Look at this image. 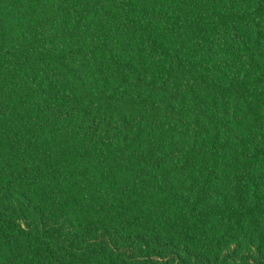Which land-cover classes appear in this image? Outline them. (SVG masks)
<instances>
[{"label": "trees", "instance_id": "1", "mask_svg": "<svg viewBox=\"0 0 264 264\" xmlns=\"http://www.w3.org/2000/svg\"><path fill=\"white\" fill-rule=\"evenodd\" d=\"M0 264H264V0H0Z\"/></svg>", "mask_w": 264, "mask_h": 264}]
</instances>
